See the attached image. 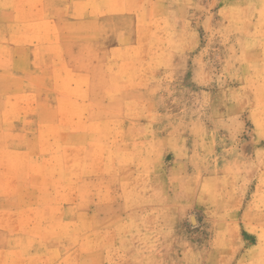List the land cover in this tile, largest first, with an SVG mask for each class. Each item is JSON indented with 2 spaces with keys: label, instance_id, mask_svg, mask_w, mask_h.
<instances>
[{
  "label": "rangeland",
  "instance_id": "1",
  "mask_svg": "<svg viewBox=\"0 0 264 264\" xmlns=\"http://www.w3.org/2000/svg\"><path fill=\"white\" fill-rule=\"evenodd\" d=\"M80 2L0 0L12 241L49 264H264V0Z\"/></svg>",
  "mask_w": 264,
  "mask_h": 264
},
{
  "label": "crops",
  "instance_id": "2",
  "mask_svg": "<svg viewBox=\"0 0 264 264\" xmlns=\"http://www.w3.org/2000/svg\"><path fill=\"white\" fill-rule=\"evenodd\" d=\"M80 3H84V0H81ZM123 9L126 11H131V5H128L127 2L124 3ZM136 10V9H135ZM54 56V55H53ZM115 121L118 120V117H115ZM39 137L40 134H39ZM47 169V168H46ZM3 194L0 193V197L3 198ZM9 211V210H8ZM11 211L8 212V214ZM5 215L6 212L0 210V264H34L37 255L42 257V263L40 264H49L48 252L52 250L48 245L43 246L42 248L39 245L28 242H14L11 234L13 231H10L5 227ZM25 218L24 215H21ZM4 218V219H3ZM8 230V233H7ZM11 234L10 238L8 236Z\"/></svg>",
  "mask_w": 264,
  "mask_h": 264
}]
</instances>
